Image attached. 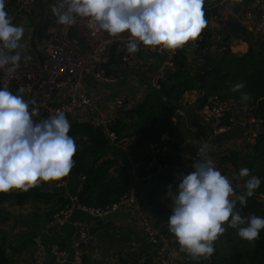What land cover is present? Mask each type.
I'll use <instances>...</instances> for the list:
<instances>
[{"label":"crops","instance_id":"1","mask_svg":"<svg viewBox=\"0 0 264 264\" xmlns=\"http://www.w3.org/2000/svg\"><path fill=\"white\" fill-rule=\"evenodd\" d=\"M247 1L225 0L221 5L216 1L205 0L203 10L207 26L202 31L209 36V46L214 45L215 48L217 43L212 39L211 33L222 32L225 21H235L242 27L248 26L242 21V12ZM51 9L49 0H36L31 13L20 16L14 23L25 28L21 42L23 46L18 51L22 57H30L27 60L31 64H38L42 60L45 43L59 25ZM223 9L225 10L223 21L216 22L213 17ZM244 29L251 36L256 51H260L261 47L255 42L248 29L246 27ZM126 46L127 41L115 44L103 56L100 63L107 74L117 77L115 81L100 83L89 73L83 77L82 87L88 95L90 104L70 118L69 135L76 142L75 154L88 151L97 158L94 168L98 177L104 178L105 166L109 164L107 173L113 178L117 176L118 169L124 167L132 182V167L135 166L136 175V164L120 145H115L109 140L97 112L105 110V104L120 92L127 94V100L122 111L109 115L113 123L123 116L124 111L137 109L151 92L150 79L162 63L164 55L140 50L135 54H129ZM228 47L231 54L244 55L248 51L249 44L244 40L235 39L228 42ZM123 54L130 57L125 64L120 62ZM213 55L216 53L213 52ZM184 57L189 72L195 70L197 72L199 67L205 65L193 53H184ZM208 58L206 64L209 66L208 62L211 58ZM176 71L178 68L173 73ZM10 91L21 95L15 87ZM192 92L199 91L185 92L178 103L183 104L184 107L188 103V106L197 108L198 95L189 94ZM195 97L197 98L194 103H191L190 99ZM228 101L234 102L235 105L247 104L232 99ZM177 113L180 114L179 111ZM49 117L41 113L35 121L40 122ZM129 119V117L124 118L125 121H130ZM171 120L175 121L174 118ZM181 122L179 134L174 132L170 135L164 132L159 137V142L150 145V154L162 147L165 153L160 157L159 163L176 164L188 159L202 142L208 143L212 151L207 160H211L214 167L227 176L235 187V183L241 179L238 175L240 171L236 173V168L240 167L237 164H240L244 155L241 147L252 148V152H249L251 156L254 151V147L245 142L243 130L236 126L230 132L211 140L207 137L209 123L198 125L195 131H191L186 127L183 117ZM241 162L243 163V160ZM80 176L71 171L64 181V186L44 189L46 193H52L54 189L53 195L46 196L47 199L27 198L19 203L16 195L23 191L0 193V221L6 226V228L0 226V241L4 242L9 264H55L52 249L58 245L61 249L71 250L75 232L73 224L77 221L87 223L93 242L85 256L87 264H138L139 261H142V264H160V250L147 240L146 229L149 225L158 227L170 238L175 255L189 256L180 250L179 244L168 229L167 221L171 215L172 204L167 193L169 185L175 188L179 183L170 171L165 170L139 181L134 190V203L118 209L103 219L89 217L75 208L65 224L57 225L53 216L72 204L71 199L79 192ZM87 181L95 189L97 188V184L92 183V178L86 179L84 183Z\"/></svg>","mask_w":264,"mask_h":264},{"label":"clouds","instance_id":"2","mask_svg":"<svg viewBox=\"0 0 264 264\" xmlns=\"http://www.w3.org/2000/svg\"><path fill=\"white\" fill-rule=\"evenodd\" d=\"M5 4L0 0V71L12 76L20 67L18 50L25 28L12 22ZM204 4L205 0H61L51 11L60 25L71 27L79 18L112 37L128 33L126 50L135 54L141 44L175 52L196 41L207 26ZM244 88V83H236L231 91L240 92L247 102L251 98L242 92ZM36 115L22 95L0 86V193L27 192L41 183L60 182L74 167L77 147L65 112L57 109L40 122L33 119ZM209 147L202 145L200 153L205 155ZM192 167L189 174H181L177 187L169 185L167 193L172 204L168 229L180 250L208 259L228 228L250 244L258 240L264 217H245L241 211L260 187V178L242 168L239 178H248L246 191L236 195L230 180L211 160L195 161Z\"/></svg>","mask_w":264,"mask_h":264},{"label":"built area","instance_id":"3","mask_svg":"<svg viewBox=\"0 0 264 264\" xmlns=\"http://www.w3.org/2000/svg\"><path fill=\"white\" fill-rule=\"evenodd\" d=\"M223 4L225 0H212ZM36 0H6L5 10L12 18L14 23L19 16L28 15L34 7ZM61 0H49V5L59 6ZM225 10H220L213 19L216 22L223 21ZM243 22L248 26V32L253 36L255 42L264 50V0H248L242 12ZM212 39L217 43L218 48L214 50L216 55L223 56L229 50L228 44L224 43L223 36L218 31L211 33ZM128 36L119 35L109 36L103 31H99L87 19H77V23L71 27L58 25L56 31L47 40L44 46V55L38 64H31L22 57L20 67L12 76H8L6 71H0V86L7 85L9 90L15 87L17 91L24 89L20 93L29 103L30 110L35 109L38 115L45 113L52 116L57 109L63 110L70 118L81 109L90 104L88 95L82 87L83 77L89 73L100 83H111L117 79L112 74H107L105 69L100 66L103 56L117 43L128 42ZM209 44L206 32H201L198 39L189 42L183 48L170 52L159 48L145 47L141 44L140 51H150L156 54H163L164 58L158 69L150 79L151 91H159L162 84L166 81L167 74L177 69L175 59L178 53L182 52L199 57L202 64L208 61ZM130 60L129 55L123 54L120 58L121 64ZM200 68V67H199ZM193 74H203L204 72H191ZM127 100V94L120 92L105 104V110L97 112L100 123L106 130L107 137L115 144L120 145L127 154L128 149L125 143L126 138L118 139L110 127L112 126L111 114L121 111ZM254 108L248 104L235 105L232 101H210L207 105L197 109V113L208 121L207 137L214 139L225 133L230 132L236 126L244 132L245 142L254 147L259 135L264 130V120L257 115ZM38 115L34 116L35 120ZM210 144L202 142L186 160L176 164H161L159 158L165 153V149L160 147L155 153L151 154L148 161L150 173L147 177L156 173L168 170L176 179L179 180L181 174L187 175L193 171V162L205 159L211 154V146L207 153L202 155L200 148L202 145ZM132 182L128 187L127 193L119 200L102 207H80L77 196L71 199L72 204L54 214L53 220L57 225L65 224L73 210L79 209L85 215L93 218L103 219L118 209L125 208L134 203L135 186L139 183L135 175V166L132 167ZM86 177L80 176L79 189L81 190ZM64 182L56 184L62 187ZM264 207V194L256 193ZM74 225V239L71 242V250L61 249L56 246L52 249L55 264H87L85 256L93 242L89 234L88 225L85 221H77ZM147 240L160 250V264H211L212 256L208 259L203 257L193 258L173 253L170 238L158 227L149 225L146 229ZM138 264H142L139 261Z\"/></svg>","mask_w":264,"mask_h":264},{"label":"trees","instance_id":"4","mask_svg":"<svg viewBox=\"0 0 264 264\" xmlns=\"http://www.w3.org/2000/svg\"><path fill=\"white\" fill-rule=\"evenodd\" d=\"M222 28L224 30L220 33L224 43L228 44L229 41L241 39L249 44L248 51L244 55H233L226 51L219 63L209 65V69L205 68V72L201 75L193 74L187 70L185 57L182 52H179V57L175 59L178 71L168 73L166 81L159 91H151L137 109L124 111L123 116L114 121L110 127L118 139L126 138L128 140L125 143L128 149L127 154L131 161L136 164V176L139 181L144 180L150 173L148 167V161L151 157L150 145L159 142V137L164 132H168L170 135L174 132L178 134L180 132L182 116L177 113V108L165 107L164 98L178 103L185 92L203 91V95L196 100L197 108L207 105L210 102L208 99L213 94L216 101L222 102L231 99L242 101L241 93H234L231 89L236 83H244L245 88L242 92L247 93L251 99L242 102L251 105L254 108L253 111L264 120V50L260 48V51H256L251 36L237 22L225 21ZM126 117H129L130 121H125L124 118ZM172 118L175 121L171 120ZM89 153L86 151L74 155V167L72 169L74 174L84 175L87 180L92 178V183L97 184L96 189L88 181L83 184L77 194L79 206L102 207L122 198L127 193L131 182L127 170L124 167L119 168L117 176L113 178L107 173L108 164L105 166L104 178L98 177L94 168L97 158ZM263 155L264 130L254 146L248 167L250 174L260 178L261 184L255 194L247 199L246 206L242 208L241 214L245 217L251 215L264 217L263 204L256 197V193L264 194ZM66 178L60 182H64ZM60 182L41 183L27 192L16 195V198L19 203L27 198L47 199L48 195H53L54 189L52 193H46L44 189L55 188L54 186ZM225 233L229 241H234L238 237L236 230L231 228H228ZM251 251L252 258L260 264H264V230H261L260 238L254 241ZM214 256L213 262L216 261V253ZM0 264H9L3 241H0Z\"/></svg>","mask_w":264,"mask_h":264},{"label":"rangeland","instance_id":"5","mask_svg":"<svg viewBox=\"0 0 264 264\" xmlns=\"http://www.w3.org/2000/svg\"><path fill=\"white\" fill-rule=\"evenodd\" d=\"M120 35L128 36L129 34L123 33ZM215 45H216L215 48H214V45H211L209 47L208 57L211 58L208 62L209 65L219 63L221 58L223 57L220 55H213L214 50L218 48V45L217 44H215ZM209 67L210 66L205 64L198 69V72H200V70H202V71L205 70V68L209 69ZM203 93H204L203 91L202 92L199 91V92H192L189 94H193V95L196 94V95H198V98H199L200 96L203 95ZM214 97H215V95L213 94L208 99V102L211 100L216 101V98H214ZM196 98L197 97L190 99V100H192L191 103H194ZM181 105L184 107L183 104H181ZM185 106H188V103H186ZM241 149L244 150V152H243L244 155L241 158V160H243V163L240 160V164H237L238 166L241 167V168L240 167L236 168L237 174L242 168L248 169L249 163H250V158H251V153H249V152H252L251 151L252 148H250L248 146H243V147H241ZM226 151L228 152L229 149H227ZM263 160H264V155H263ZM246 161H247V165H246ZM247 179L248 178H243V179L238 180V182L235 183V187H233V189H234V192L236 195L244 194V192L246 191L244 185H245V182ZM0 226H2L3 228H6V226L4 224H2L1 221H0ZM253 243L250 244L247 241L241 240L239 237L235 238L234 241H229L226 238V233H224L214 244L215 252L212 256V262L211 263H213V264H260L258 261L254 260L252 258V251L251 250L253 249ZM215 253H216V261L213 262L215 259V256H214ZM10 264H12V263H10Z\"/></svg>","mask_w":264,"mask_h":264},{"label":"water","instance_id":"6","mask_svg":"<svg viewBox=\"0 0 264 264\" xmlns=\"http://www.w3.org/2000/svg\"><path fill=\"white\" fill-rule=\"evenodd\" d=\"M163 103L165 107H175L178 111L181 112V116L184 118V122L186 127L191 130L195 131L198 125H206L208 123L207 120L203 119L195 110L194 106H186L183 107L180 103L175 101H171L168 99H163Z\"/></svg>","mask_w":264,"mask_h":264},{"label":"bare ground","instance_id":"7","mask_svg":"<svg viewBox=\"0 0 264 264\" xmlns=\"http://www.w3.org/2000/svg\"><path fill=\"white\" fill-rule=\"evenodd\" d=\"M202 32H204L205 33V31H202ZM197 109H199V108H195V110H196V112H197ZM123 110V109H122ZM121 110V111H122ZM120 112V111H119ZM180 112V111H179ZM180 114H181V112H180ZM112 123H113V121H112ZM160 159V158H159ZM55 187H56V185H55Z\"/></svg>","mask_w":264,"mask_h":264}]
</instances>
